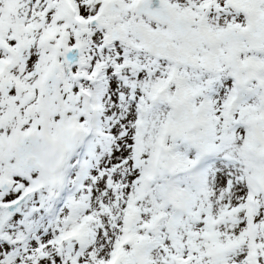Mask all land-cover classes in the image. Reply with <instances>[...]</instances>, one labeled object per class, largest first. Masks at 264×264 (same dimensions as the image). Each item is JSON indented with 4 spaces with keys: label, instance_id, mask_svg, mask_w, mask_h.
<instances>
[{
    "label": "snow or ice",
    "instance_id": "6c2138e0",
    "mask_svg": "<svg viewBox=\"0 0 264 264\" xmlns=\"http://www.w3.org/2000/svg\"><path fill=\"white\" fill-rule=\"evenodd\" d=\"M0 264H264V0H0Z\"/></svg>",
    "mask_w": 264,
    "mask_h": 264
}]
</instances>
